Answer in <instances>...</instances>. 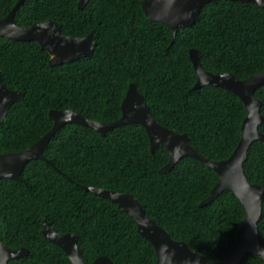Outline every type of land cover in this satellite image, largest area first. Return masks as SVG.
Listing matches in <instances>:
<instances>
[{"label":"trees","instance_id":"16d2710c","mask_svg":"<svg viewBox=\"0 0 264 264\" xmlns=\"http://www.w3.org/2000/svg\"><path fill=\"white\" fill-rule=\"evenodd\" d=\"M18 0H0V20ZM142 0H24L14 15L23 28L53 21L61 34L81 38L94 32V52L75 62L50 67L35 41L0 38V74L7 89L21 96L0 125V154L20 152L52 127L50 110L72 109L98 122L121 116L129 84L143 96L156 121L187 134L198 154L226 160L240 139L246 111L231 92L205 86L193 90L196 74L189 50L198 51L201 68L244 80L264 72V9L252 2L216 0L205 5L189 28L172 31L147 19ZM254 97L264 116V85ZM264 136V124L258 127ZM43 156L22 172L24 182L0 179V240L28 255L8 264H70L66 254L40 234L42 221L58 233L78 236L82 257L100 256L114 264H156L151 244L134 221L111 201L79 186L131 195L146 216L194 252L221 261L237 239L244 210L224 190L200 204L218 182L217 174L192 157L181 158L165 174L169 160L161 147L150 151L138 124L110 129L104 136L66 124L49 140ZM243 169L249 183L264 187V144L250 146ZM264 237V201L257 223ZM240 264H264L248 253Z\"/></svg>","mask_w":264,"mask_h":264},{"label":"water","instance_id":"95a60500","mask_svg":"<svg viewBox=\"0 0 264 264\" xmlns=\"http://www.w3.org/2000/svg\"><path fill=\"white\" fill-rule=\"evenodd\" d=\"M213 1L216 0H142L141 8L148 20L162 23L171 29L170 45H172L177 30L191 27L198 19L202 8ZM229 1L252 2L264 9V0ZM23 2L24 0H18L0 20V38L16 42L35 41L40 50L48 54L50 67L72 63L93 54L94 32L81 38L65 36L53 21L34 23L26 28L18 26L14 15ZM88 2L89 0H78L77 8L84 9ZM189 59L196 74L193 90L205 86L222 88L237 96L245 107L246 114L241 123L239 142L226 160L214 162L201 156L190 145L187 134H178L159 124L143 96L134 84H129L121 102V116L114 122L89 120L72 109L50 110L52 127L37 142L20 152L0 154V179L24 182L23 169L32 160H43L53 166L52 162L43 156V151L49 140L66 124H78L90 128L101 136L112 128L138 124L147 134L151 153L161 147L169 154V160L160 173H168L181 158L188 156L200 161L217 174L218 182L200 207H205L224 190L231 191L241 203L244 219L240 224L236 242L224 258L221 261H213L194 252L186 243L172 239L166 230L146 216V211L140 203L129 194L104 188L79 187L94 196L111 201L129 216L134 221L138 234L154 249L156 264H240L248 253L264 261V237H260L257 227L262 213L264 187L249 183L243 169L252 143L259 141L264 144V136L258 130V127L264 124V116L259 113L261 102L254 97L255 91L264 85V72L240 80L230 73L204 71L198 60V51L195 49L189 50ZM20 96L19 91L9 90L4 86L0 74V125L9 108ZM40 234L59 247L66 254L70 264H114L112 259L106 256H100L90 263L84 261L77 245L78 236L72 233H57L46 220L42 221ZM28 253L26 248L9 249L0 240V264H8L10 260L27 256Z\"/></svg>","mask_w":264,"mask_h":264},{"label":"flooded vegetation","instance_id":"af4514ba","mask_svg":"<svg viewBox=\"0 0 264 264\" xmlns=\"http://www.w3.org/2000/svg\"><path fill=\"white\" fill-rule=\"evenodd\" d=\"M57 233H58V232H57ZM72 234H73V233H72ZM9 249H10V248H9ZM17 249H18V248H17ZM97 258H98V257H97ZM94 260H95V259H94ZM94 260H93V261H94ZM84 261H85V260H84ZM93 261H92V262H93ZM86 262H87V261H86ZM88 263H90V262H88Z\"/></svg>","mask_w":264,"mask_h":264}]
</instances>
